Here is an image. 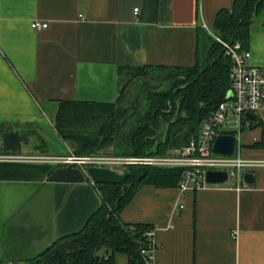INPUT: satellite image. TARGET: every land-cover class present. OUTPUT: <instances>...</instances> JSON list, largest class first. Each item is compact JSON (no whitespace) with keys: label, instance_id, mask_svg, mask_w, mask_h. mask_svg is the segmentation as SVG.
<instances>
[{"label":"crops","instance_id":"obj_1","mask_svg":"<svg viewBox=\"0 0 264 264\" xmlns=\"http://www.w3.org/2000/svg\"><path fill=\"white\" fill-rule=\"evenodd\" d=\"M233 1L0 0V154L1 135L16 132L19 156L72 155L53 127L59 102L113 104L121 68L193 66L198 32ZM246 50L264 67V20ZM254 116L236 141L240 158L261 163L246 172L252 185L181 193L143 184L121 210L122 222L153 228L154 264H264V111ZM27 165L58 167L0 163V264H31L101 205L90 181L47 182Z\"/></svg>","mask_w":264,"mask_h":264},{"label":"trees","instance_id":"obj_2","mask_svg":"<svg viewBox=\"0 0 264 264\" xmlns=\"http://www.w3.org/2000/svg\"><path fill=\"white\" fill-rule=\"evenodd\" d=\"M263 20L264 0H234L231 9L215 14L211 35L198 32L193 66L121 68L113 104L59 102L53 119L55 131L76 157L108 147L136 158L171 154L196 136L202 121L225 100L232 63L222 43H239L246 50L254 24ZM125 77L140 82L130 107L121 101L120 83ZM165 83L169 87L155 92ZM26 167L41 178L54 170ZM182 171L132 165L130 176L121 184H93L100 207L81 230L54 241L31 264H115L117 254L125 255L127 264H146L140 251L148 242L145 232L153 228L126 224L120 212L141 185L178 186Z\"/></svg>","mask_w":264,"mask_h":264},{"label":"built area","instance_id":"obj_3","mask_svg":"<svg viewBox=\"0 0 264 264\" xmlns=\"http://www.w3.org/2000/svg\"><path fill=\"white\" fill-rule=\"evenodd\" d=\"M137 9H134V13ZM32 28L42 30L47 24L33 22ZM208 34L211 30L205 28ZM225 55L231 60L230 89L225 97L211 113L202 121L199 132L192 137L177 153L166 156L143 158H113L107 156L76 157H22L12 154H0V163L36 162L66 166L70 163L84 173L88 167L108 168L118 170V167L128 165H148L165 168H182V176L178 184L181 193L188 190L198 191L212 186L206 182L208 171L225 172L227 181L232 188L239 190L248 185L244 183L243 175L251 167L261 163L246 161L240 158L239 150L235 145L231 156H221L213 152V143L219 135H233L237 141L241 131L251 126L247 114L255 115L264 111V67H255L249 64L250 52L243 50L239 43H222ZM125 171V170H121ZM91 182V181H90ZM93 184V182H91ZM224 185V184H223ZM183 206L177 205L175 213ZM147 245L141 249L146 264H154V253L157 246L154 242V230L145 232Z\"/></svg>","mask_w":264,"mask_h":264},{"label":"water","instance_id":"obj_4","mask_svg":"<svg viewBox=\"0 0 264 264\" xmlns=\"http://www.w3.org/2000/svg\"><path fill=\"white\" fill-rule=\"evenodd\" d=\"M249 120H256L254 115H246ZM2 149L7 154L18 155L20 153L19 136L16 132H5L1 135ZM236 139L233 135H219L213 143V152L221 156H231L234 152ZM128 171L112 170L108 168L88 167L86 173L82 172L75 163L55 168L46 178L47 182L54 183H83L86 180L99 185L121 184L128 177ZM243 180L246 185H252L254 177L252 173H244ZM227 181L225 172L208 171L206 182L211 185H223Z\"/></svg>","mask_w":264,"mask_h":264},{"label":"rangeland","instance_id":"obj_5","mask_svg":"<svg viewBox=\"0 0 264 264\" xmlns=\"http://www.w3.org/2000/svg\"><path fill=\"white\" fill-rule=\"evenodd\" d=\"M140 82L136 81V80H132L129 81L127 77H125L122 82L120 83V87L122 94H121V98H122V105H126L128 107L132 106L131 103L134 101L135 96L138 93V88ZM165 87H169V85L167 83L163 84L162 87L158 88L157 90H155V92H158L159 89L161 88H165ZM121 105V106H122ZM130 111V110H129ZM183 147V146H182ZM180 147V148H182ZM180 148H176V149H172L171 151V155L173 153H177V151ZM25 150H23V148L21 149V153H24ZM167 155H170V153H168ZM73 156H75L73 154ZM87 157L90 156H107V157H113V158H122V159H128V158H136L133 156H129V155H125V154H120L116 152V150H114L112 147H108V148H103L99 151H97L96 153L92 154V155H86ZM86 156H78V157H86ZM166 156V155H165ZM153 157V156H151ZM42 166V165H39ZM132 165H128V166H123V167H118V170H125L128 171V169L131 167ZM152 167H156V166H152ZM160 168H165V167H160ZM227 184H225L224 186H227Z\"/></svg>","mask_w":264,"mask_h":264}]
</instances>
